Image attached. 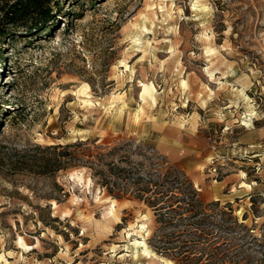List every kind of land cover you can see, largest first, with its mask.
I'll return each instance as SVG.
<instances>
[{"label": "rangeland", "instance_id": "obj_1", "mask_svg": "<svg viewBox=\"0 0 264 264\" xmlns=\"http://www.w3.org/2000/svg\"><path fill=\"white\" fill-rule=\"evenodd\" d=\"M56 1L0 38V264H264V0ZM53 144L64 169L9 164ZM113 162L187 179L211 234L161 243L135 186L108 191Z\"/></svg>", "mask_w": 264, "mask_h": 264}, {"label": "trees", "instance_id": "obj_2", "mask_svg": "<svg viewBox=\"0 0 264 264\" xmlns=\"http://www.w3.org/2000/svg\"><path fill=\"white\" fill-rule=\"evenodd\" d=\"M57 8L58 2L56 0H3L0 3V38L13 29H26L28 32L44 30L55 18L54 10ZM10 122L13 124L12 119ZM68 147V145L60 144L35 145L34 149L40 153L38 157L35 154L25 152V154L10 161L9 164L14 171L37 170L39 173H52L64 169L68 165L67 160L76 157V155H72L73 152L69 151ZM102 155L100 154V157ZM169 168L168 171L171 174L173 170L170 171ZM101 172L105 176V180L107 174H111L108 177L111 176L113 182L108 191H112L116 198H120L132 186H135L138 193L135 197L142 199L155 211L158 222L163 223V226L172 228L167 230L164 235V237L171 235V238L162 240L161 243L177 242L176 245L182 248V253L189 254L187 250L189 247L196 246L191 248L196 250L204 235L211 234L212 231L206 232L203 227H199L206 217V208L199 193L187 179H184V182L177 181V175L173 174L175 179L166 185L165 182H168L169 179L162 177L169 173L167 171L163 175L159 171L154 176L150 175L145 178L139 173V169L137 170L130 164L121 166L117 162L111 163L107 173L102 170ZM142 193L146 195L143 197L141 196ZM200 217L203 218L200 219ZM220 220H223V217H220ZM180 226L185 227L178 228Z\"/></svg>", "mask_w": 264, "mask_h": 264}, {"label": "bare ground", "instance_id": "obj_3", "mask_svg": "<svg viewBox=\"0 0 264 264\" xmlns=\"http://www.w3.org/2000/svg\"><path fill=\"white\" fill-rule=\"evenodd\" d=\"M89 86H88V84H84L83 85V87H82V89L81 90H78V92H81V94L83 93V94H85V96H88V93L86 92V89L88 88ZM239 92L241 93V95H244L245 93H244V90H243V88L242 89H239ZM76 94V93H75ZM80 94V93H79ZM79 97V96H78ZM86 98V97H85ZM84 98V99H85ZM86 102V101H85ZM90 102V101H89ZM251 116L252 115H250V114H245L244 115V117H243V125H249L250 124V122H251ZM241 122H242V120H241ZM77 176V175H76ZM241 186H249V184L248 183H246V182H242L241 183ZM113 202H111V205H110V207H111V210H110V212L109 213H111L112 212V210H113ZM139 226H140V228L141 229H144L145 228V226H146V223L144 222V221H141L140 223H139ZM135 242H138V243H142L143 244V253H145V254H148V253H150V251L148 250V248H147V245L145 244V242L143 241V240H135ZM18 243L22 246V247H25V248H27L28 246H29V244H27L25 241H24V239L22 238V236H19L18 237ZM152 254V253H151ZM154 255V254H153Z\"/></svg>", "mask_w": 264, "mask_h": 264}]
</instances>
